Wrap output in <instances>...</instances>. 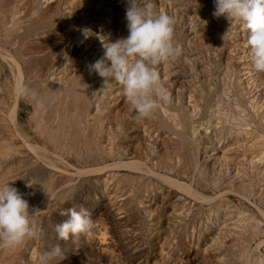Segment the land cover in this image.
Wrapping results in <instances>:
<instances>
[{"label": "rangeland", "instance_id": "obj_1", "mask_svg": "<svg viewBox=\"0 0 264 264\" xmlns=\"http://www.w3.org/2000/svg\"><path fill=\"white\" fill-rule=\"evenodd\" d=\"M152 2L183 53L157 66L171 101L139 117L88 67L101 39L127 36L126 0H0V185L23 194L38 232L0 247V264H39L56 243L65 258L51 264H264V72L214 0ZM20 81L43 106L19 96L15 125ZM73 206L92 235L57 241Z\"/></svg>", "mask_w": 264, "mask_h": 264}, {"label": "clouds", "instance_id": "obj_2", "mask_svg": "<svg viewBox=\"0 0 264 264\" xmlns=\"http://www.w3.org/2000/svg\"><path fill=\"white\" fill-rule=\"evenodd\" d=\"M214 9V17L240 23L247 33L250 62L255 71L264 72V0H214ZM125 20L127 36L114 42L101 39L104 55L88 67L103 78L100 90L108 91L113 82L118 83L136 114L149 117L161 104L171 101L157 66L177 60L183 47L174 38V18L155 11L152 0H126ZM15 91L21 98L36 100L38 107L43 106L36 91L23 81L16 84ZM60 215L67 219L54 225L57 241L92 235L95 222L88 209L73 206L61 210ZM37 235L23 194L9 183L0 185V247L16 248ZM64 258L61 243H56L40 254L39 264Z\"/></svg>", "mask_w": 264, "mask_h": 264}, {"label": "bare ground", "instance_id": "obj_3", "mask_svg": "<svg viewBox=\"0 0 264 264\" xmlns=\"http://www.w3.org/2000/svg\"><path fill=\"white\" fill-rule=\"evenodd\" d=\"M108 8V7H107ZM113 16V15H112ZM90 20V19H89ZM103 20V19H102ZM70 41V40H69ZM62 42V41H61ZM239 48V47H238ZM102 51V50H101ZM240 53V52H239ZM244 55V54H243ZM3 57H4V55H3ZM11 58V57H10ZM85 58V57H84ZM247 64V63H246ZM18 65V70H19V72L21 73V68H20V66H19V64H17ZM160 66V65H159ZM3 69V68H2ZM14 73V72H13ZM22 75V74H21ZM22 77V76H21ZM255 79V78H254ZM15 80V79H14ZM241 82V81H240ZM116 85V84H115ZM165 85V84H164ZM120 88V87H119ZM262 90V89H261ZM98 91V90H97ZM261 92V91H260ZM264 95V94H263ZM262 95V96H263ZM16 96V99H15V101H14V103H13V105L11 106V109H9L10 111V117L12 116V119L11 120H13L14 121V124L15 125H17V109H18V95L16 94L15 95ZM261 100H262V98H261ZM120 106V105H119ZM119 109V108H118ZM9 112H8V114H9ZM98 114V113H97ZM137 117V116H136ZM243 123V122H242ZM186 128V127H185ZM196 128V127H195ZM214 128V127H213ZM18 130V129H17ZM151 130V129H150ZM18 134V133H17ZM148 139V138H147ZM158 139V138H157ZM126 140V139H125ZM23 142L24 143H27V145L28 146H30V147H32V145L27 141V139L24 137L23 138ZM133 147V146H132ZM161 149V148H160ZM177 153L179 154V155H181V152H182V148L180 147V146H178L177 147ZM130 153V152H129ZM209 154V153H208ZM132 155V154H131ZM245 159V158H244ZM129 161V160H128ZM122 162H124V161H122ZM126 162V161H125ZM130 162H132V161H130ZM143 162V161H142ZM132 164V163H131ZM130 164V165H131ZM221 164V163H220ZM258 164V163H257ZM104 165V164H103ZM106 165V164H105ZM123 165V164H122ZM132 166V165H131ZM95 167H97V166H95ZM196 167V166H195ZM218 167V166H217ZM227 167V166H226ZM88 168V167H87ZM117 168V167H116ZM127 168H128V165H127ZM131 169V168H130ZM87 170V169H86ZM126 170V169H125ZM230 171V170H229ZM91 172V171H90ZM100 172V171H99ZM160 172V171H159ZM101 173V172H100ZM149 173V172H148ZM163 174V173H162ZM174 175V174H173ZM249 175V174H248ZM252 175V174H251ZM243 176V175H242ZM253 176V175H252ZM162 177H164V176H162ZM169 178V177H168ZM239 178V177H238ZM163 179V178H162ZM175 179V178H174ZM169 180H170V178H169ZM178 180V179H177ZM236 180V179H235ZM164 181H166V180H164ZM239 182V181H238ZM76 184V183H75ZM172 184H174V183H172ZM181 184V183H180ZM188 184V183H187ZM239 184H240V182H239ZM175 186H176V184H174ZM182 185V184H181ZM62 186V185H61ZM189 186H190V184H189ZM188 189H189V191L190 192H188V194H190L191 193V191L194 193L193 195H197V196H203L202 194H200L199 192H197V191H194L193 190V188H191V186L190 187H188V186H186ZM178 188V187H177ZM187 188H186V190H187ZM183 189V188H182ZM181 190V189H180ZM57 191V190H56ZM184 192V191H183ZM186 193V192H185ZM53 194V193H52ZM187 194V195H188ZM220 194V193H219ZM195 195V196H196ZM50 200V199H49ZM199 200V199H198ZM212 202V201H211ZM257 205V204H256ZM47 207V206H46ZM222 207V206H221ZM251 210V209H250ZM217 212V211H216ZM178 214H180V213H178ZM181 215V214H180ZM210 216V215H209ZM118 217V216H117ZM116 218V217H115ZM156 223V222H155ZM106 229V228H105ZM218 229V228H217ZM211 231V230H210ZM105 238V237H104ZM112 239V238H111ZM101 240V239H100ZM219 240V239H218ZM202 241V240H201ZM107 242V241H106ZM264 242V241H263ZM212 248V247H211ZM134 250V249H133ZM181 254V253H180ZM228 256V255H227ZM167 260V259H166ZM179 261V260H178Z\"/></svg>", "mask_w": 264, "mask_h": 264}]
</instances>
